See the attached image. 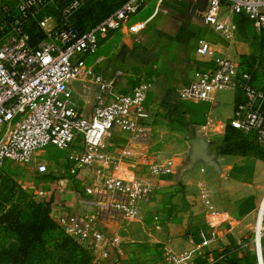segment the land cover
Returning a JSON list of instances; mask_svg holds the SVG:
<instances>
[{
  "label": "crops",
  "instance_id": "crops-1",
  "mask_svg": "<svg viewBox=\"0 0 264 264\" xmlns=\"http://www.w3.org/2000/svg\"><path fill=\"white\" fill-rule=\"evenodd\" d=\"M206 6L207 0H149L132 18L144 22L138 40L125 28L116 30L101 40L95 54L84 58L85 68L105 80L117 71L125 73L114 81L117 94L128 92L139 79L150 83L146 99L149 142L130 144L128 132L114 129L108 153L115 159L116 167L111 170L116 175L150 177L152 191L140 207L138 221L96 222L106 237L118 240L116 248L108 249L101 242L94 249L93 256L104 264H164V244L180 250L210 238L211 233L215 239L203 248L195 264H258L249 237L258 224L264 226V157L220 152L227 122L241 96L225 89L217 91L212 101H190L181 100L176 91L200 71L210 70L213 55L235 61L240 70L251 69L253 84L263 87L264 33L247 17L232 14L224 2L220 19L237 24L234 38L228 41L203 23ZM199 38L211 43V55H197ZM69 87L82 113L90 115L96 92L91 76L84 74ZM208 116L226 126L201 131L199 126ZM79 149L76 139L70 151ZM191 154L195 155L191 167L183 170ZM168 158L174 161L172 173L152 176L150 165ZM46 160L55 177L40 183L42 197L52 198L55 215L78 212L85 201L83 182L90 168L72 174L66 157L52 167L50 159ZM200 180L210 191L216 214L208 213L200 201ZM259 250L264 264V234Z\"/></svg>",
  "mask_w": 264,
  "mask_h": 264
},
{
  "label": "built area",
  "instance_id": "built-area-1",
  "mask_svg": "<svg viewBox=\"0 0 264 264\" xmlns=\"http://www.w3.org/2000/svg\"><path fill=\"white\" fill-rule=\"evenodd\" d=\"M61 1L59 6L57 3ZM149 0H125L116 10L88 30L78 31L70 21L71 15L82 5V0H5L0 3V167L7 162L31 168L38 175L50 172L45 147L54 146L66 151L69 172L77 173L88 167L91 174L84 179L83 206L75 213L54 214L63 231L91 255L88 264H104L93 256L99 243L116 248L118 240L109 238L96 227L97 221L121 225L135 221L140 207L152 191L150 177H122L111 169L115 159L108 153V139L114 129L128 132L130 144L148 143L151 129L147 123L146 107L150 83L139 79L132 88L117 94L113 84L123 71L110 80L85 68L84 58L95 54L101 40L108 33L125 28L129 34H139L144 22L132 18ZM227 3L232 14L251 20L264 32V0H207L203 23L231 41L237 24L220 19V8ZM53 6L56 14H48ZM28 24L36 26L39 39H32ZM196 53L200 57L212 54L211 43L199 38ZM213 67L202 70L187 85L177 89L181 100L212 101L216 92L234 89L241 98L234 105L228 124L243 133H253L264 140V86L253 84V74L240 70L238 64L222 56H212ZM87 74L96 92L90 115H85L75 102L71 81ZM226 126L219 119L208 116L199 129L203 132ZM79 139L80 149L70 151ZM171 158L150 165L154 177L172 173ZM200 201L210 214L217 211L210 191L200 180ZM264 226L254 229L253 241L260 257V239ZM203 237L199 243L173 250L166 243L162 247L164 264H195L203 248L215 239ZM258 239V240H257ZM257 240V241H256ZM192 242V241H191ZM108 253H104V258Z\"/></svg>",
  "mask_w": 264,
  "mask_h": 264
},
{
  "label": "trees",
  "instance_id": "trees-1",
  "mask_svg": "<svg viewBox=\"0 0 264 264\" xmlns=\"http://www.w3.org/2000/svg\"><path fill=\"white\" fill-rule=\"evenodd\" d=\"M124 1L84 0L80 8L71 15L70 21L78 31L88 30L116 10ZM27 31L32 39H39L40 33L35 25L28 24ZM243 70L252 72L248 68ZM239 100L237 99L236 103ZM241 133L243 132L227 125L226 134L232 137L226 136L227 142L231 141L232 143L221 149V152L245 153L252 146V143L248 144V141H243L242 137H238ZM247 134L257 141L253 133ZM4 223L10 233V239L6 245L0 248V264H35L46 253V235L59 229L58 223L53 218V200L51 197L49 199L42 197L40 201L30 200L16 210L14 217H8ZM60 230L58 233H60L61 241L57 248L66 250L69 259L78 258L77 264H88L90 261L88 252L77 241L64 235L63 230ZM68 263L70 264V262Z\"/></svg>",
  "mask_w": 264,
  "mask_h": 264
},
{
  "label": "rangeland",
  "instance_id": "rangeland-1",
  "mask_svg": "<svg viewBox=\"0 0 264 264\" xmlns=\"http://www.w3.org/2000/svg\"><path fill=\"white\" fill-rule=\"evenodd\" d=\"M3 1L5 0H0V3ZM8 1L11 2L12 0H8ZM61 3H62L61 1H58L57 4L60 6ZM49 7L50 8H48L47 11L48 14L58 15V13L55 11L53 6H49ZM260 68H262V64ZM263 73H264V68H263ZM227 125L229 124L227 123ZM226 136L232 138L231 135L228 136V134H225L223 138L224 139L223 145L220 146V152L221 149H224L225 147H227V145H230L232 143L231 141L227 142L228 138H226ZM238 137H242L243 141H248L247 142L248 144L252 143V146L249 147L248 150H246L245 152L246 154L258 155L264 157L263 141L261 144L260 142L254 140L247 133H241L240 136ZM44 150L46 153L41 158L50 159L51 161L49 162L50 167H52L53 165L55 166L60 165L57 160L61 157H66L67 154L66 151L58 150L51 145L45 147ZM54 177L55 176H52L51 171L46 175H38L34 173L31 170V168L20 167L11 162H7L5 165L0 167V248L6 245V243L10 239V233L6 229V224L4 223V221L8 217L11 218L14 217L16 214V210L19 209V207H22L25 203L29 202L30 200L40 201V199L42 198V191H41L42 188L39 187L40 183H42L43 180L45 179L54 178ZM5 200L6 202H3ZM53 218H54V212H53ZM138 220L139 218L136 219L135 221ZM130 222H134V221H130ZM59 229L63 230L60 227V225H59ZM59 229L49 232L46 235L47 238L46 253L44 257L41 260L37 261L35 264H67V262H70V264L78 263L77 261L78 258H73V260L72 258L69 259V256L66 254L67 253L66 250L57 248L59 242L61 241L60 233H58ZM64 235L71 237L65 232ZM253 237H254V232H253V236L251 235L249 238L253 240ZM249 242L250 240L247 241L248 244ZM81 247L84 248L83 246ZM85 250L88 252L91 259V255L89 251L87 249Z\"/></svg>",
  "mask_w": 264,
  "mask_h": 264
},
{
  "label": "water",
  "instance_id": "water-1",
  "mask_svg": "<svg viewBox=\"0 0 264 264\" xmlns=\"http://www.w3.org/2000/svg\"><path fill=\"white\" fill-rule=\"evenodd\" d=\"M195 158V155L194 154H191L190 157H189V161L188 163L183 167V170L184 169H187L189 167H191V163H192V160Z\"/></svg>",
  "mask_w": 264,
  "mask_h": 264
}]
</instances>
